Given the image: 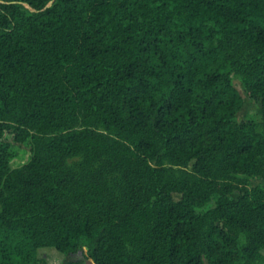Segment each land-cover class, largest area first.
<instances>
[{
    "label": "trees",
    "instance_id": "1",
    "mask_svg": "<svg viewBox=\"0 0 264 264\" xmlns=\"http://www.w3.org/2000/svg\"><path fill=\"white\" fill-rule=\"evenodd\" d=\"M0 141V264H264V0H0Z\"/></svg>",
    "mask_w": 264,
    "mask_h": 264
},
{
    "label": "rangeland",
    "instance_id": "2",
    "mask_svg": "<svg viewBox=\"0 0 264 264\" xmlns=\"http://www.w3.org/2000/svg\"><path fill=\"white\" fill-rule=\"evenodd\" d=\"M235 86L240 91L244 103L242 109L237 114L238 123H245L251 121L257 124H261L262 114L260 105L247 96L242 84L239 81H235ZM10 152V165L13 168H18L27 163L31 155L29 146L14 147L11 149ZM166 166L169 167V165ZM247 185L248 187L260 186L264 188V180L260 177H254L248 181ZM230 196L232 198L236 197L237 191H233ZM239 237L241 244H244L246 241L245 237L242 235H240ZM36 255L48 264H62L65 259L64 254L58 252L55 248L51 246H44L39 248L36 252Z\"/></svg>",
    "mask_w": 264,
    "mask_h": 264
}]
</instances>
